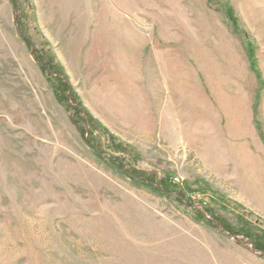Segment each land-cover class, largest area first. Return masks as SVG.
I'll return each instance as SVG.
<instances>
[{"label":"rangeland","instance_id":"obj_1","mask_svg":"<svg viewBox=\"0 0 264 264\" xmlns=\"http://www.w3.org/2000/svg\"><path fill=\"white\" fill-rule=\"evenodd\" d=\"M13 2L0 0V264H264L216 219L264 239V0ZM35 50L92 118L84 136ZM132 174H167L190 201Z\"/></svg>","mask_w":264,"mask_h":264},{"label":"trees","instance_id":"obj_2","mask_svg":"<svg viewBox=\"0 0 264 264\" xmlns=\"http://www.w3.org/2000/svg\"><path fill=\"white\" fill-rule=\"evenodd\" d=\"M12 3L16 8L15 2H13V0ZM17 29L21 34L24 32L19 28V26L17 27ZM33 56L34 60L40 65L41 71L46 75V78L51 85V88L54 92L57 101L61 103L65 107V109L71 113L74 125L77 126L81 135L84 136L85 131L83 124L90 125L92 123V118L88 114H84L82 116L83 108L79 100L75 96L74 92L71 90L70 85L67 82V78L64 75L61 67L54 62L53 55L48 50H45L44 52H39V50H35L33 52ZM86 132H88L90 136H93V131H91L90 129L86 130ZM88 145L93 151H95L99 155L103 154V150L99 149L98 146L93 142V140L88 139ZM108 149L113 154L117 152H122L123 157H125V154L129 153L127 147L124 146L121 142L110 141ZM121 160L122 159L116 155L110 158L109 163L112 167H115L120 172H124V164ZM132 175L136 176L141 182L148 185V187L158 190L164 195H170V193L175 191L177 200L183 201L186 199L188 202L190 201V197L187 195V192H185L183 188H180L174 183H172V180L167 174H165L164 177L158 181H155L154 179H151L149 177H144L143 179V176L141 175ZM205 211L211 214V211L208 208H205ZM198 214L201 218H204L201 212H199ZM216 219L225 231L233 235H240L244 239L249 240L255 250L264 253V239H262V235L257 234V228L254 224H242L240 228H235L234 226H231L219 217H216Z\"/></svg>","mask_w":264,"mask_h":264},{"label":"water","instance_id":"obj_3","mask_svg":"<svg viewBox=\"0 0 264 264\" xmlns=\"http://www.w3.org/2000/svg\"><path fill=\"white\" fill-rule=\"evenodd\" d=\"M21 34V33H20ZM23 36V38L28 42V43H30V40H29V38H27L26 36H24V35H22Z\"/></svg>","mask_w":264,"mask_h":264},{"label":"built area","instance_id":"obj_4","mask_svg":"<svg viewBox=\"0 0 264 264\" xmlns=\"http://www.w3.org/2000/svg\"><path fill=\"white\" fill-rule=\"evenodd\" d=\"M175 180H177V179H175Z\"/></svg>","mask_w":264,"mask_h":264}]
</instances>
